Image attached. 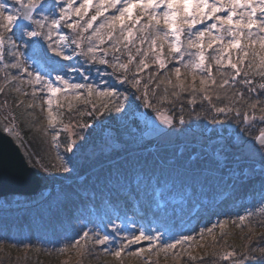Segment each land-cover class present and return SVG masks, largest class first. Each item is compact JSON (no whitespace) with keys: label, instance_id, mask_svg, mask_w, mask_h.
<instances>
[{"label":"snow or ice","instance_id":"obj_1","mask_svg":"<svg viewBox=\"0 0 264 264\" xmlns=\"http://www.w3.org/2000/svg\"><path fill=\"white\" fill-rule=\"evenodd\" d=\"M52 57L64 61L75 58L76 64L60 65ZM30 59L43 61L53 71L59 68L79 73L85 81L90 74L78 66L81 61L98 65V76L114 77L116 84L127 87L120 91L108 80L102 86L73 83L60 74L51 79L38 69L29 71ZM0 73V94H19L28 98V109L39 108L46 120L42 130L44 135L51 131L54 147H60L61 133H66L64 153L72 156L57 154L65 172L70 171L68 164L83 146L79 142L87 139L81 133L92 127L83 119L85 116L95 122L105 113L115 112L120 119L133 123L142 120L145 136H171L182 131L185 107L180 103L174 113L166 105L175 108L187 94L190 106L197 104L198 97L202 104L207 102L215 114L211 123H223L220 117L227 119L232 115L243 125L231 144L220 151L234 150L239 161L258 144L259 174L264 179V0H0ZM38 100L43 102L37 103ZM23 104L22 99L15 101L16 107ZM79 104L90 107L83 111ZM0 106L9 107L7 98ZM141 107L152 109L155 118L140 112ZM65 116L69 117L67 122ZM14 127L4 131L11 133ZM244 133L249 134L248 138ZM189 159L197 165L203 156L193 152ZM243 175L247 176L248 170ZM117 182L126 185L128 180L117 177ZM155 182L149 181L150 185ZM143 183L140 174L132 178L136 186ZM258 211L264 216V207ZM253 215H240L239 224L244 225ZM227 223L220 222L219 227L223 229ZM109 224L111 234L104 230ZM132 224L131 230L127 224L121 227L113 223L111 218L96 227L84 224L57 251H74L83 256L89 246H103L105 254L117 259L126 251L140 257L148 253L146 264H152L151 254H167L189 244L188 257L196 259L189 243L195 237L181 235L174 242L161 243L163 234L158 229L156 234H148L144 227ZM215 227L201 229L199 238L203 239L205 232L213 236ZM122 232L127 234L121 235ZM141 241H148V247L129 250ZM257 252L264 257V247H260L244 253L227 250L218 253L217 258L244 264ZM174 255L179 257V252Z\"/></svg>","mask_w":264,"mask_h":264},{"label":"trees","instance_id":"obj_2","mask_svg":"<svg viewBox=\"0 0 264 264\" xmlns=\"http://www.w3.org/2000/svg\"><path fill=\"white\" fill-rule=\"evenodd\" d=\"M49 56L52 54L50 53ZM52 59L58 61L60 65L76 64L75 58L72 61H64L58 57ZM34 61L51 79H55L57 74L70 75L71 77H67L73 83H94L102 86L103 81L108 80L120 91L127 87L116 84L114 77L103 74L98 76L96 69L101 67L98 65L89 66L81 61V65L78 66L82 71L90 74V79L85 81L79 73L61 71L59 68L53 71L52 67L47 66L43 61L39 59ZM171 67L172 65H169V68ZM12 71L15 73V70ZM2 75L0 73V77ZM24 87L31 91L29 86ZM6 98L9 104L6 110L12 115L15 116L19 109H27L25 106V102H29L27 97L16 93H9L7 97L0 94V105ZM188 98L185 94L175 108L171 105L166 107L172 108L176 113L179 104L183 103L185 124L180 127L191 130L201 129L210 140L217 141L222 138L225 148H214L215 146L210 145L206 140L184 143L176 141L168 144L148 142L142 140L143 125L139 120L133 123L127 119H120V114L115 112L105 113L95 122L85 116L83 119L92 127L84 129L81 133L87 139L84 142L78 141L83 146L68 164L70 171H64L59 175L50 174L49 194L34 205L0 210V229L2 226L7 229L6 235L0 233V249L3 250L0 251V264H17L11 260V257L22 254L33 255L42 264L49 262L50 264H102L103 246H89V252L83 256H77L74 251L59 253L57 250L64 247L70 237L76 236L84 224H88L89 228L93 227V222L107 224L109 215L113 212L121 216L122 202L125 200L130 201L132 205L130 209L134 213L138 212L136 205L138 201H146L154 209H158L157 220H152V224L154 234L157 229L163 234L161 243H171L174 242V238L181 235H190L188 234L190 228L199 219L212 214L219 217L220 210L226 205L238 203L239 216H247L248 212L254 213L250 220H246L245 224L240 226L238 234L226 232L223 233L226 235L215 234L221 220L210 222L208 226L216 225L213 232L215 241L213 236L205 233L203 239L197 237L189 242L191 255L196 257L195 260L189 259L187 254L189 244H185L167 254L162 251L159 256L155 253L151 254L152 264H230L218 259L217 254L227 250L244 253L252 248L264 247V216L258 211L260 207H264V179L259 174V166L247 158L236 160L234 150L220 151L231 144L235 133L242 131L243 125L232 115L227 119L220 117L223 123L213 124L211 120L215 114L210 110L207 102L202 104L198 97L197 104L190 106L187 104ZM17 99L24 100V104L16 107ZM214 102L218 103V106H223L221 102L215 100ZM78 106L83 111H87V107H90L82 104ZM140 112L149 116L155 115L152 109L143 107L140 108ZM68 118L65 116V122ZM20 129L29 139L32 151L41 160L45 159V148L37 140L36 134L23 124ZM126 133L139 137L141 143L130 139L128 143L132 145H114L111 136L121 138ZM65 135L66 133H61L60 147H55V150L57 154L67 158L72 154L64 153ZM244 136L248 138L249 134L244 133ZM204 148H208L212 153L217 150L220 158L212 157ZM193 152H199L203 156L202 161L197 165H193L189 159ZM255 162L259 163V161ZM245 170H248L247 176L243 175ZM137 174L143 177L144 183L141 186L132 184V178ZM117 177H120L121 181L127 178L128 183L126 185L118 183ZM152 180H156L154 185L149 183ZM167 227H171L169 231L166 230ZM104 230L111 234V227L108 225ZM148 244V241L145 242L143 248H147ZM25 245L28 247L26 248ZM175 252H179V257L174 255ZM148 256V253L142 257L135 256L136 264H146ZM130 261L131 259L123 254L119 259L114 258L113 264H130ZM18 264H31V262L21 261ZM236 264H239V261ZM244 264H264V257L258 252L253 253Z\"/></svg>","mask_w":264,"mask_h":264},{"label":"rangeland","instance_id":"obj_3","mask_svg":"<svg viewBox=\"0 0 264 264\" xmlns=\"http://www.w3.org/2000/svg\"><path fill=\"white\" fill-rule=\"evenodd\" d=\"M9 2H11V0H9ZM48 55H50V52L48 53ZM28 65H29V71H32L34 68L38 69L41 72V74H44L46 77L49 78V75L48 74L46 75V73L43 71V69H41L40 66L34 60H31V59L28 60ZM67 76H70V75H67ZM42 102H43L42 100L37 101V103H42ZM27 104L28 103L25 102V106H27ZM0 116L5 121V123L7 125H9L11 127L13 125H15L13 130L15 131V133L19 137L20 141L24 145L26 151L28 152V154L31 158L32 164L39 171V173L45 178V180L48 184H50V180L48 179V176L50 174L59 175V174H62L64 172L63 168L60 166L61 162L57 158V152H56L55 147L53 146V142L51 140V135H52L51 131H49L48 135H44V132L42 130V127L46 126V121L44 119V114L39 111V108L19 109L17 114L14 116V115H12V113L8 112L6 110V108L0 106ZM5 116H8L7 120L5 119ZM151 117L154 119L155 115L151 116ZM139 121L143 125V121L142 120H139ZM156 123L158 124L159 122L157 121ZM22 124L25 127L30 128L32 133L36 134L37 140L43 144V145L42 144L41 145L43 146V148H45V153H46L45 159L41 160L34 153V151H32V148H31L30 143L28 141L29 139L24 136V134L22 133V130L20 129V126ZM161 127H165V126L161 125ZM38 129H40V130H38ZM207 132L208 131H206V133ZM31 136H33V135H31ZM111 139L115 142L114 145H116V144L117 145H127V144L132 145V143H128V140H130V139H135L138 142L141 141V139L139 137H137L135 135L130 136L129 133H126L121 138L120 137L117 138L115 135H112ZM142 140L148 141V142H159V143H167V144L168 143H174L176 141H181L184 143V142H189L192 140H198L199 142H203L204 140H206V141H208V143L210 145L215 146L214 148H225L222 138H219L217 141L207 139L205 132L202 131L201 129L191 130V129L182 128V131H180L179 133H177L175 135H171V136H157V135L145 136V135H143V129H142ZM258 148H259L258 144L254 145L248 151L247 155L243 156V158H247V159L254 161V162L259 161L258 154L256 152V149H258ZM47 152H49V153H47ZM213 154L215 157L220 158L219 152L217 150ZM45 168H47V171H45ZM7 201H10L8 205H14L13 200H7ZM5 202L2 205L6 206ZM136 205H137L138 212L134 213V211H132L130 209L132 207L130 201L125 200L122 202L121 216H117V214L113 212L112 214L109 215V218L112 219L113 223L120 225L121 227H124V225L127 224L129 230H131V228L133 226L132 222H135L136 228H139L142 226L148 232V234H154L152 220H154V219L157 220L156 217H157L158 210L154 209L150 205V203H148L146 201L145 202L144 201L143 202L138 201ZM237 211L235 208H229L223 212V215L221 216V218L219 220H221L220 222L227 221L228 223L224 226L223 229L220 228L219 224H218V229L215 230V234H223L225 232L227 234H238L240 226L242 227L243 225L239 224V220H238L239 216H238ZM117 217H119V219H117ZM216 219L217 218L213 219L212 216H208L207 218L204 219V220H208L205 223L201 222V221H203V220H201V221H199L200 223L197 222L196 224L192 225L188 234L194 236L197 239V237H199L200 230L209 228L210 226H208V225H210V222H215ZM163 224H164V222H163ZM98 225H101V224L97 223V222H93V227H96ZM108 226L111 227L110 224ZM166 230H169V229H166ZM45 232H47V231H45ZM126 234L127 233H125V232L121 233V235H126ZM119 242H120L119 238H117L116 245H118ZM145 242H147V241H141L140 244L131 245L129 250L135 251L137 248H143V244ZM116 245H113L112 248L114 249L116 247ZM0 251L3 252V250H1V249H0ZM102 253H103L102 264H113L114 257L112 255L105 254L104 252H102ZM5 256H7V255H5ZM125 257L131 259L130 264H136L135 256L128 255L127 251L125 253ZM7 259H8V257H7ZM9 259H10V257H9ZM11 260H13V262H15L17 264L21 261L22 262L28 261V262H31V264H42L33 255L26 256V255L22 254L19 256H13V257H11ZM44 264H50V262L44 263Z\"/></svg>","mask_w":264,"mask_h":264},{"label":"water","instance_id":"obj_4","mask_svg":"<svg viewBox=\"0 0 264 264\" xmlns=\"http://www.w3.org/2000/svg\"><path fill=\"white\" fill-rule=\"evenodd\" d=\"M44 177L25 160L11 137L0 130V204L6 200L18 201L27 206L43 199Z\"/></svg>","mask_w":264,"mask_h":264},{"label":"bare ground","instance_id":"obj_5","mask_svg":"<svg viewBox=\"0 0 264 264\" xmlns=\"http://www.w3.org/2000/svg\"><path fill=\"white\" fill-rule=\"evenodd\" d=\"M8 127H11V126L7 125V124L5 123V121H4V120L1 118V116H0V130H1L2 132H4L5 134H7V135H9V136L11 137V139H12V140L17 144V146L19 147L20 151L22 152V154H23L25 160L28 162V164H29L30 166H32L33 168H35L34 165H33L32 162H31V158H30L28 152L26 151L24 145H23L22 142L20 141V139H19V137L17 136V134L15 133V131L13 130L11 133H9V132H7V131H4V129H6V128H8ZM35 169H36V168H35ZM36 170H37V169H36ZM45 184H46V186H45V192H47V188H46V187H47L49 184L46 182V180H45ZM14 202H16L17 204L20 203L19 200H18V201H14Z\"/></svg>","mask_w":264,"mask_h":264}]
</instances>
